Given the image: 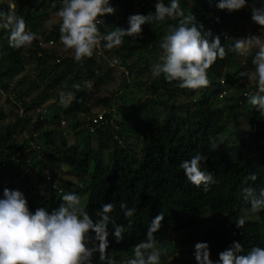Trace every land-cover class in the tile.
<instances>
[{
	"label": "trees",
	"instance_id": "1",
	"mask_svg": "<svg viewBox=\"0 0 264 264\" xmlns=\"http://www.w3.org/2000/svg\"><path fill=\"white\" fill-rule=\"evenodd\" d=\"M156 2L110 0L116 11L102 17V33L128 28L132 14L155 13ZM180 4L205 30L220 34L226 48L233 41H225L224 33L246 37L260 28L249 8L228 13L217 7V0H180ZM61 6L62 0H17L16 15L23 16L28 30L40 36L26 49L10 48L9 33L0 29V91L13 93L21 111L11 112L13 117L7 119L0 107V198L5 188L19 190L33 212L38 207L51 211L60 206L64 192L78 193L93 220L103 203H113L112 215L125 227L122 242L109 235L108 253L116 264L132 255L134 245L145 238L148 224L161 212L163 226L155 235L160 242L167 230L178 233L175 250H183L181 246L195 250L191 244L207 242L215 261L233 241L242 243V254L253 246H264V211H247L250 204L242 192L245 187L264 188V117L245 96L256 84H248L239 75L254 70L252 57L228 53L226 59H217L208 73L211 85L197 91L180 89L163 75L154 77L150 65L161 62L159 43L167 25L177 24L178 18L145 24L141 37H125L122 46L97 50L91 59L77 63L73 54L62 56L56 51L59 22L43 24ZM0 9L8 12L9 6L0 3ZM243 21L252 27L241 34ZM32 63L36 78L27 79V85L19 79L12 86L14 78ZM118 63L127 70L121 82L109 95L96 96L114 83ZM85 80L92 82L91 91L72 87ZM143 85L150 94L140 100L137 94ZM61 91L73 93L67 105L59 103ZM51 99L47 111H37ZM116 99L122 107L116 108ZM98 103L106 107L105 114L93 122L96 114L92 116L90 107ZM67 117L71 118L67 127L74 133L72 144L65 139ZM209 137L217 140L216 150L210 148ZM197 153L207 157L202 167L218 181L207 192L191 184L180 167ZM251 173L257 175L255 181L245 178ZM122 201L136 209L133 217L124 216ZM245 211L252 217L239 228L237 217ZM205 213L217 219L202 224L200 216ZM92 264H100L99 253Z\"/></svg>",
	"mask_w": 264,
	"mask_h": 264
},
{
	"label": "clouds",
	"instance_id": "2",
	"mask_svg": "<svg viewBox=\"0 0 264 264\" xmlns=\"http://www.w3.org/2000/svg\"><path fill=\"white\" fill-rule=\"evenodd\" d=\"M217 7L228 13L249 8L252 21L264 29V0H217ZM155 9V13L148 15H130L128 28L116 27L105 34L100 27L105 25L102 17L116 11L110 6V0H62V6L55 13L59 18V39L65 51L71 50L74 61L81 63L91 59L101 46L112 50L122 46L125 37H141L145 24L179 18L177 24L167 25L159 43L163 51L161 62L150 65L151 74L154 77L163 75L169 83L177 82L176 86L180 89L197 91L211 85L208 73L217 59H226L228 53L251 56L254 70L240 71L239 75L255 82L256 91L245 93V96L259 116L264 117V35L232 38L224 33L225 41H233L226 48L220 34L214 35L210 29L205 30L194 14H185L180 0H168L167 3L157 0ZM0 29L9 33L8 46L12 49H26L40 39L36 32L28 30L25 18L16 15L15 5H9L8 12L0 9ZM72 87L91 91L93 85L85 80ZM223 95H228V92ZM72 98V92L59 93L62 106ZM209 142L212 150L218 148L215 138L209 137ZM206 161V156L197 153L180 164L186 179L198 188L203 186L205 192L210 185L218 183L213 173L203 169L202 162ZM245 178L255 181L257 175L251 173ZM242 192L244 201L250 204L247 211L253 214L264 211V188L257 191L253 187H245ZM61 200L56 209L49 211L46 207H38L33 212L23 192L3 189L0 198V264H92L96 253H99L100 264H116L108 253L109 235H114L116 242L120 243L125 239V227L117 223L112 215L115 205L103 203L95 213L96 220H93L80 194L64 192ZM119 206L126 218L136 213L134 207L129 208L123 201ZM163 220L162 212L151 220L145 238L134 245L132 255L123 259L121 264H161V257L169 251L166 245H160L155 235L162 228ZM131 222L129 219V224ZM245 223L246 216L237 217L239 228H243ZM194 248L197 264H264L262 245L253 246L242 254L245 253L242 243L233 241L218 254L219 259L215 261L207 242H197Z\"/></svg>",
	"mask_w": 264,
	"mask_h": 264
},
{
	"label": "rangeland",
	"instance_id": "3",
	"mask_svg": "<svg viewBox=\"0 0 264 264\" xmlns=\"http://www.w3.org/2000/svg\"><path fill=\"white\" fill-rule=\"evenodd\" d=\"M36 1H39V0H35V2ZM148 1H149V3H151V0H148ZM0 3L8 4V6L9 5H16L17 0H0ZM55 13L56 12H51L49 14L47 20L43 23L45 27H48V26L52 25L53 23L59 22V18L55 16ZM242 24H243V26L241 29V34L245 33L246 31H248L252 27L251 23H245L243 21ZM252 35H264V29H262L260 27ZM100 49H104V48L101 46ZM56 51L58 54H60L62 56H67V55L72 54L71 50H69V51L64 50L63 45L61 44L60 40H59V43H56ZM162 54H163V52L160 53L158 59H160V56ZM118 64H120V63H118ZM29 67H30L29 70L21 72L20 74H18L14 78V81L11 83L12 86H14V85L16 86L18 84L19 79L21 80V83H25V85H27L26 84L27 79L36 78L37 70H35L36 68H34L35 67L34 64L32 63ZM126 71H127L126 68L122 64H120L117 68V71H116V79H115L114 83L112 85L108 86L107 89L103 90L101 93L96 94V96L101 97L102 95H109L110 91L115 90L117 88V85L121 82V74L122 73L126 74ZM130 78H132V76H130ZM246 81L250 85H253L255 83V82L248 81L247 78H246ZM140 90H141L140 93L137 94V97L139 96L140 100L143 99L148 94H150V90H147L146 86H144V85L141 86ZM252 91L255 92L256 89L251 90L250 93H253ZM7 98H11L12 101L6 100ZM116 101H118V102H116L117 104H115L116 108L118 106L122 107L121 104H123V103H121L118 99H116ZM52 102H53L52 99L45 101L43 103V105L37 109V111H41V112L47 111L51 107ZM56 104L58 105V103H56ZM217 104L219 105L220 103L216 102V105ZM17 106H18V103H17L13 93H10V95H8V93L0 91V107H2L4 109V111L7 113V117H6L7 119L13 117V114L11 112L17 111V112L21 113V111L17 110ZM90 108H91L90 112H91L92 116L101 112L102 110H106V107H103L99 103L92 105ZM111 112L114 113L113 111H111ZM119 115L116 114L114 116L119 117ZM78 117H83V115L79 114ZM5 121H7V120H5ZM64 121H65V129L64 130H65V133L68 134V135H66L65 139L67 141V144H72V143H74V138H73L74 133L69 127H67V125L71 122V118L67 117L64 119ZM62 135H65L64 132H62ZM63 176H64V178H71L73 181H76L74 178L68 177L67 175H63ZM243 215L246 216V218L252 217L247 211H245L243 213ZM203 217H204V220L201 221L202 224L207 222L211 218L217 219V217L215 215H212V217H211V215L206 214V213L203 214L202 216H200V218H203ZM201 227H202V225H201ZM160 239H161L160 245L162 246L163 243L166 242L165 245L168 247V250H169L168 254L166 256L161 257V264H197V261L195 259V255H194L195 250H192L191 247L181 246V249H183V250H180V249L175 250V246H174L175 243L179 244L178 233L171 231V230H167L166 236L165 237L163 236ZM168 243H169V245H168ZM190 246H192L194 248L195 244H191Z\"/></svg>",
	"mask_w": 264,
	"mask_h": 264
},
{
	"label": "built area",
	"instance_id": "4",
	"mask_svg": "<svg viewBox=\"0 0 264 264\" xmlns=\"http://www.w3.org/2000/svg\"><path fill=\"white\" fill-rule=\"evenodd\" d=\"M98 50L101 51L100 48ZM104 114H105V110H102L101 112L97 113L96 117L93 118V122H97L98 120L103 119Z\"/></svg>",
	"mask_w": 264,
	"mask_h": 264
}]
</instances>
